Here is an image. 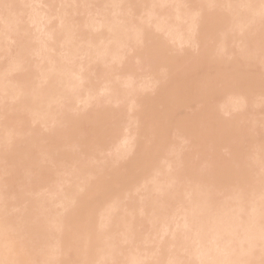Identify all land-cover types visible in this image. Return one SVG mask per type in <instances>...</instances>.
<instances>
[{
    "label": "bare ground",
    "instance_id": "bare-ground-1",
    "mask_svg": "<svg viewBox=\"0 0 264 264\" xmlns=\"http://www.w3.org/2000/svg\"><path fill=\"white\" fill-rule=\"evenodd\" d=\"M0 100V264H264V0H0Z\"/></svg>",
    "mask_w": 264,
    "mask_h": 264
},
{
    "label": "rangeland",
    "instance_id": "rangeland-1",
    "mask_svg": "<svg viewBox=\"0 0 264 264\" xmlns=\"http://www.w3.org/2000/svg\"><path fill=\"white\" fill-rule=\"evenodd\" d=\"M144 57L147 58V56H144ZM190 63H192V64L194 63L193 58H190ZM36 81L37 82L40 81V78L36 77ZM3 103H4V101L0 100V107L2 106ZM47 132H48V130L46 129V127L40 126L39 129H38V133L36 134V136L34 135V139L43 138ZM60 182H61L60 180H56L55 181V185L59 184Z\"/></svg>",
    "mask_w": 264,
    "mask_h": 264
}]
</instances>
